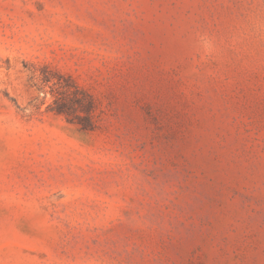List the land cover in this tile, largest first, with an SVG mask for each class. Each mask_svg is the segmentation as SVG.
<instances>
[{
    "label": "rangeland",
    "instance_id": "rangeland-1",
    "mask_svg": "<svg viewBox=\"0 0 264 264\" xmlns=\"http://www.w3.org/2000/svg\"><path fill=\"white\" fill-rule=\"evenodd\" d=\"M0 264H264V0H0Z\"/></svg>",
    "mask_w": 264,
    "mask_h": 264
}]
</instances>
